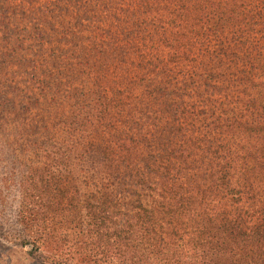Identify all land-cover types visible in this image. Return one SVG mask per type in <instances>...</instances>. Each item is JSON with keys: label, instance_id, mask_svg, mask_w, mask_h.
<instances>
[{"label": "trees", "instance_id": "1", "mask_svg": "<svg viewBox=\"0 0 264 264\" xmlns=\"http://www.w3.org/2000/svg\"><path fill=\"white\" fill-rule=\"evenodd\" d=\"M189 1L0 0V69L45 105L3 236L53 264H264V0L228 31Z\"/></svg>", "mask_w": 264, "mask_h": 264}, {"label": "rangeland", "instance_id": "2", "mask_svg": "<svg viewBox=\"0 0 264 264\" xmlns=\"http://www.w3.org/2000/svg\"><path fill=\"white\" fill-rule=\"evenodd\" d=\"M247 1L190 0L189 15L193 17L194 24H199L198 28H207L214 22L221 21L225 31H228L232 28L230 18L235 14L232 12L233 6H237L239 13L246 12L248 8L244 7ZM5 51L9 50L4 44H0V53ZM17 70L18 65L14 59L5 57L4 68L0 69V109L3 106L0 116V264H53L48 252L45 255H31L28 253L29 248L17 246V241L12 236L5 237L1 234L3 225L6 232H17L15 221L19 193L15 174L25 172L24 166L29 165L33 155L32 152H21L20 148L27 149L33 142L32 122L40 125L45 120L42 89L33 86L31 76ZM15 86H18V89H13ZM34 99H38L39 104H34ZM7 101L9 103H6ZM138 240H144L143 236ZM102 251L106 260L100 264H114L107 246H104ZM128 262L157 264V251L139 249L136 257Z\"/></svg>", "mask_w": 264, "mask_h": 264}]
</instances>
